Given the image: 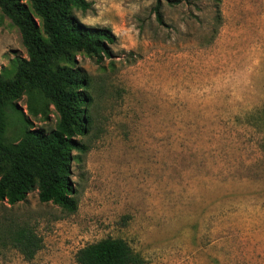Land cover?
<instances>
[{"label": "rangeland", "instance_id": "rangeland-1", "mask_svg": "<svg viewBox=\"0 0 264 264\" xmlns=\"http://www.w3.org/2000/svg\"><path fill=\"white\" fill-rule=\"evenodd\" d=\"M74 15L116 36L111 57L76 54L93 129L78 136L70 179L77 208L36 190L0 201V236L26 223L42 238L30 260L0 238V264H78L75 252L119 237L145 264H264V0H88ZM159 6L162 23L156 20ZM219 6L222 22L213 24ZM26 57L0 10V72ZM15 103L14 105H12ZM6 107V142L29 120L50 131L53 106L27 95ZM34 109L36 114H34Z\"/></svg>", "mask_w": 264, "mask_h": 264}, {"label": "trees", "instance_id": "trees-1", "mask_svg": "<svg viewBox=\"0 0 264 264\" xmlns=\"http://www.w3.org/2000/svg\"><path fill=\"white\" fill-rule=\"evenodd\" d=\"M90 8L88 0H0L1 12L18 28L26 51V57L14 58L9 74L0 72V201L13 205L36 190L40 202H51L68 213L77 208V190L70 179L73 152L87 151L88 145L78 136H87L93 124L87 109L92 100L89 81L76 66V54L100 62L111 57L110 45L116 42L109 27L88 26L73 13ZM154 11L162 23L159 6ZM213 18L217 29L222 22L219 6ZM23 95L28 96L31 110V102L38 98L51 104L58 119L50 131L26 120L19 140L9 143L4 139L6 107ZM256 114L255 125L264 136V106ZM0 238L27 260L42 247V238L26 223H10ZM74 258L78 264L146 263L119 237L88 243Z\"/></svg>", "mask_w": 264, "mask_h": 264}]
</instances>
